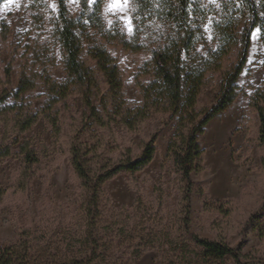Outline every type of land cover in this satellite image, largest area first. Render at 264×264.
Wrapping results in <instances>:
<instances>
[{
	"label": "rangeland",
	"instance_id": "rangeland-1",
	"mask_svg": "<svg viewBox=\"0 0 264 264\" xmlns=\"http://www.w3.org/2000/svg\"><path fill=\"white\" fill-rule=\"evenodd\" d=\"M193 2L208 11V5L216 6L218 0ZM68 5L75 15L79 0H68ZM26 7V0H5L0 5V96L8 91V101L19 114L38 112L47 101L41 80L23 100L13 97L26 64V46L42 34L30 29ZM104 10L108 25L119 21L132 34L130 0L122 9L108 0ZM205 29L211 46L210 19ZM263 33L260 26L252 33L236 101L213 118L199 138L204 169L192 176L188 221L181 201L184 186L167 154L177 124L168 116L154 115L137 131H128L118 121L103 126L90 116L83 94L75 91L67 103L58 105L59 135L43 117L18 134L12 114L0 111V142L13 149L0 163V187L5 192L0 200V246L13 248L6 251V260L12 264H239L231 255L217 258L205 252L192 239L194 234L229 245L242 264H264V144L258 141L259 118L251 106L253 95L264 85ZM108 49L118 61L127 102L138 103L135 75L149 55L118 45ZM237 52L228 66L237 61ZM82 60L92 63L86 52ZM31 62L27 61L29 67ZM51 73L59 81L65 78L59 54ZM221 81V73L212 76L198 98L199 111L214 104ZM106 92L100 78L92 96L99 111ZM156 134L154 160L133 175L124 172L106 181L92 210L95 217L87 216L86 198L71 162L72 141L84 149L88 166L96 172L103 165H116L128 149L133 156L140 155L143 144ZM25 141L40 159L27 178L20 156Z\"/></svg>",
	"mask_w": 264,
	"mask_h": 264
},
{
	"label": "trees",
	"instance_id": "trees-1",
	"mask_svg": "<svg viewBox=\"0 0 264 264\" xmlns=\"http://www.w3.org/2000/svg\"><path fill=\"white\" fill-rule=\"evenodd\" d=\"M4 1L0 0V5ZM107 2L95 0L91 4L90 0H79L78 12L72 15L68 0H26L30 29L34 33L40 30L42 34L35 35L26 46V64L13 97L16 101L23 100L41 80L47 101L38 112L24 110L19 114L8 101L10 93L4 91L0 96V111L12 114L14 131L18 134L30 130L43 117L52 132L59 135L58 105L67 103L75 91L83 94L90 116L103 126L118 121L128 131H137L154 115L168 116L169 122L177 124L167 154L173 159L184 186L181 201L188 221L192 176L204 169V149L199 138L209 122L227 110L240 93L238 80L247 63L252 33L258 26L264 30V0H218L216 6L208 5V11L200 9L193 0H130L134 26L131 35L119 21L108 25L104 10ZM209 19L213 30L211 46L205 29ZM111 45L149 55L135 75L141 95L138 103L129 104L126 100L118 61L108 49ZM236 50L237 61L228 66ZM84 52L92 62L89 65L82 60ZM58 54L65 73L62 81L51 73ZM29 59H32L30 67ZM216 73L222 75L220 92L211 107L199 111L198 98ZM100 78L107 87L101 111L92 101ZM29 106L33 105L29 103ZM251 106L259 118L258 141L264 144V85L253 95ZM156 138L157 134L143 144L140 155L133 156L128 149L116 165H103L96 172L88 166L84 149L72 141L71 162L80 180L82 196L86 198L87 216L95 217L92 210L106 181L124 172L133 175L154 160ZM12 152V145L2 140L0 163ZM20 156L27 178L40 159L27 141L21 145ZM4 194L0 187V200ZM192 239L210 255L217 258L231 255L242 264L240 255L229 245L194 234ZM11 250L12 247L0 246V264L13 263L6 260L9 258L6 251Z\"/></svg>",
	"mask_w": 264,
	"mask_h": 264
},
{
	"label": "snow or ice",
	"instance_id": "snow-or-ice-1",
	"mask_svg": "<svg viewBox=\"0 0 264 264\" xmlns=\"http://www.w3.org/2000/svg\"><path fill=\"white\" fill-rule=\"evenodd\" d=\"M12 0H9V3H11ZM129 2V0H112V6L115 8H121L126 5Z\"/></svg>",
	"mask_w": 264,
	"mask_h": 264
}]
</instances>
